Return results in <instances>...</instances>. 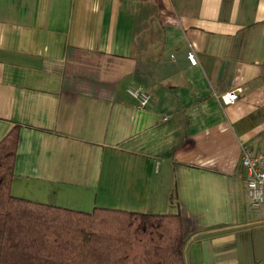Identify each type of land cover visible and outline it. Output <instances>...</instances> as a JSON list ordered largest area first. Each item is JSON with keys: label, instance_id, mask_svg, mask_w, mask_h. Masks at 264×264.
Wrapping results in <instances>:
<instances>
[{"label": "crops", "instance_id": "0c3cea01", "mask_svg": "<svg viewBox=\"0 0 264 264\" xmlns=\"http://www.w3.org/2000/svg\"><path fill=\"white\" fill-rule=\"evenodd\" d=\"M15 123L14 196L178 212L184 264H264L241 160L264 148V0H0V140Z\"/></svg>", "mask_w": 264, "mask_h": 264}, {"label": "trees", "instance_id": "16d2710c", "mask_svg": "<svg viewBox=\"0 0 264 264\" xmlns=\"http://www.w3.org/2000/svg\"><path fill=\"white\" fill-rule=\"evenodd\" d=\"M19 129L0 140V264H184L178 212H85L14 196Z\"/></svg>", "mask_w": 264, "mask_h": 264}, {"label": "built area", "instance_id": "2783aa9c", "mask_svg": "<svg viewBox=\"0 0 264 264\" xmlns=\"http://www.w3.org/2000/svg\"><path fill=\"white\" fill-rule=\"evenodd\" d=\"M191 64L197 63L193 52L188 54ZM128 93L139 99L140 106L147 104L149 96L140 88H128ZM239 88L225 92L218 97L226 104L234 103L237 99ZM241 160L245 167L246 175L244 184L246 195L252 206H264V148L251 151L247 146L241 144Z\"/></svg>", "mask_w": 264, "mask_h": 264}, {"label": "rangeland", "instance_id": "374dc122", "mask_svg": "<svg viewBox=\"0 0 264 264\" xmlns=\"http://www.w3.org/2000/svg\"><path fill=\"white\" fill-rule=\"evenodd\" d=\"M63 202V201H62ZM67 205H69V204H67ZM59 206H61V205H59ZM87 208H89V207H87Z\"/></svg>", "mask_w": 264, "mask_h": 264}]
</instances>
